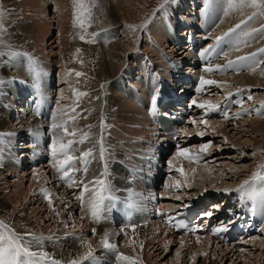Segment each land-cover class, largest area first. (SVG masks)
Listing matches in <instances>:
<instances>
[{"label": "bare ground", "instance_id": "bare-ground-1", "mask_svg": "<svg viewBox=\"0 0 264 264\" xmlns=\"http://www.w3.org/2000/svg\"><path fill=\"white\" fill-rule=\"evenodd\" d=\"M50 1H52V0H50ZM54 1L56 4L57 3L63 4L62 0H54ZM66 1H67V3L68 2L71 3V1H68V0H66ZM72 1L74 3V0H72ZM192 1H193V3H199L198 6H195V9H194L195 14H193L192 10L190 11V9H191V7H190L191 1L190 0L180 1L179 4H174V5H172V7L170 4H166V5H168L167 8H166V5H164V7L159 10L158 14L163 13L162 14L163 16H161L162 18L159 20V26L160 27L157 28L156 24H154V26H151L152 32H150L148 34V36L146 37L147 40H145V41H147V45H146L147 48H148V46H153L154 43H156L160 47L158 49H154V53L157 55L159 52V49L163 50L161 48L163 46H166V48L168 50V53L166 56H168L170 58L172 57L171 58L172 60L176 59L178 61V59L180 58L179 55H182L186 51H184L182 53L176 52L177 53L176 54L173 50V49H175V44L173 46H170V44H169L170 39L176 38L175 41H176V44H178V43H180V41L182 42L183 40H185V38L187 36H190V37H197V36H201V35H203L204 37L216 36L222 30L228 31V30L234 28L237 24H240L242 21H247V23L242 25L241 30H237L238 33H240V35H242L243 33H246V32H253L254 29H260L261 27L264 26L262 24V16H260V17L257 16L256 18H254L251 21L248 20V17L250 15H252L250 12H252L251 10H253V8L248 7V6L241 8L240 7V0H229L230 9L228 10V12L225 11V14L222 13L225 0H224L223 4H221V0H212L211 10L208 13L207 18L205 20H201V21L197 20L195 18V16H200L197 13L200 12L201 6L204 7L206 0H192ZM25 2L27 3L28 6H31V8H33V7H34V9L39 8V9H41L42 12H44V10H45V8L43 9V7L44 6L46 7V5L43 4L44 0L43 1L42 0H25ZM144 2H146V1L145 0H84L85 9H87V11L90 13V18L88 17V19L85 20V27L84 28L77 27V26H75V24H73L74 31L80 33L79 38H76L74 40L72 39L73 40L72 42H70L71 40L69 39L71 47L70 48L61 47L60 48L61 50L59 52L60 59H61L59 63H62V65L64 66V69H71L72 73H74V71H75L76 73L79 72L82 74L81 76L77 77L76 73H74L75 76H74V79H72L74 81L75 80L77 81V83L79 85V87L77 85V88L80 92L79 94H83V96L80 97L82 100H79V97L76 100L75 96L71 97L68 100V102L70 103V106H71L70 108L69 107L66 108V109H69V111L67 110L68 116L69 117L75 116V118H76L74 122H70L68 124V126L70 127L69 131L76 129L77 130L76 136H78L82 133H85V132H89L93 136V138L97 139L98 144H100L101 137H103V145L105 147V154L107 155V157L104 156V159H106L108 161V163L112 165V169H107V172L111 173L110 178H114L115 183L118 186L126 185V183L122 179V174L120 171V169H121L120 160L122 159V157H120V156H123L124 153H126V151H125L126 148L132 152H138L137 151L138 149H140V150L146 149L145 148L146 142L131 143L132 138H136L135 141L140 140L141 138H142V141H145L146 137L143 136L145 133L150 134V135L153 134L152 129L154 127H153V125H151V122L149 121V119L147 118L146 113H145V111L147 109V106L145 104L148 100L147 98L149 97V93H147L145 88H143V86H141V95L139 97H135V96L131 97L129 94L123 92L122 89H120V94H121L120 97L122 99L115 96L110 90V85H111L110 80L113 77H115L117 75V73H120L124 70L123 64L129 59L130 50H127L125 48H120L122 46H121V43L119 42V40H118L119 43H117L116 40H112L110 42L105 43V42L99 40L96 36L94 43H87L85 41L92 39L93 34H95L94 28L98 27L99 25H101L100 27L108 28L106 26V20H104V19L102 20V18H101L103 15L107 16V18L111 21L112 26L117 27V28L120 25L119 24V18L123 19L125 22H127V24L129 23L131 25L132 24L135 25L137 22L139 23L140 20L142 19V17L144 16V12H145L144 8H143ZM41 3H42V5L40 6ZM56 4H55V7H56ZM63 6H65V5L63 4ZM63 6H59V8L63 7ZM63 8H66V7H63ZM25 9H26V7H25ZM91 9H95V10L91 11ZM38 13H40V12H38ZM21 14H23V13H21ZM58 14H60V13H58ZM64 14H66V13H64ZM39 15H42V14L40 13ZM62 15H60V16H62ZM94 16L98 17L99 19L95 20L96 22H91V20H94L93 19ZM44 18H45V16H44ZM178 18H180V19H178ZM213 18H215L214 21H212ZM173 19H176L179 22L177 24L170 22V20H173ZM181 19H184L186 21V23H188V27H187L186 31H185V29H182L181 31H179L180 34L177 35L178 31H176V30L178 29V24H180V25L182 24ZM39 20H41V19L39 18ZM60 20H63V19L61 18ZM218 20H221L219 23V26L215 30L212 31L213 33L211 35H208L207 32L210 30L208 28V25L211 22L213 24H215ZM65 21H64V24H65ZM199 21H200V23H199ZM47 23H48V21H47ZM59 24L60 23H58V25ZM64 24H63V26H64ZM21 26L24 29L23 33L25 36V43H26L27 39L30 35L31 29H29L28 24H24ZM170 26L172 27V29ZM197 26H201L203 29L202 31H204V33L201 34L202 31H200V32L198 31V33H200L201 35L198 33H197L198 34L197 35L195 32ZM16 27H17L16 24H10L9 29H11L13 32H16L15 33L16 34L15 35V41L20 46H22V48L20 49V50H22L25 46L24 38L19 37L22 35L19 34V31ZM134 28H135V26H133V29H132V26H129L128 28H126V29L124 28V29L126 30L127 35L131 37V35H133V30H134V32L136 31ZM68 29L70 30V27ZM115 29L116 28H113L114 33L116 32ZM100 30H102V29H100ZM121 30H123V29H121ZM78 33H76V34H78ZM82 35L85 38L84 41H82L80 38ZM70 38H72V37H70ZM148 38L150 40H148ZM181 38H183V39H181ZM43 39H44L43 37H40V43H42ZM229 39L230 40L228 41V43L230 45V48H236L235 45L240 44L239 50L237 52H235V55H239L240 57H242L243 54H250L251 55L252 53H257L255 51L264 48V32H261V31L254 32L250 37H244L242 35L241 37H239V39H232V38H229ZM134 40L135 41L138 40L137 36L136 37L133 36V41ZM244 40H247V43H243ZM225 43H227V42H225ZM41 46H43V47H41L42 49H45L44 43H42ZM228 48H227V51H228ZM164 49H165V47H164ZM233 51H234V49H233ZM147 52L148 51L146 50L145 51L146 55H147ZM196 53H197V51H196ZM210 54L211 53H209L206 57L207 60L210 62V64L207 65L206 67L211 66V64L214 65V63H212L214 61L212 59V57L214 58L215 54L214 55H210ZM164 56L165 55H163V58H164ZM192 59L195 62L194 59H198V57L195 55L192 57ZM156 60L160 61L158 59H156ZM263 60H264V54H262V56H258V57L256 56L255 58H253L249 61H245L241 65H237L239 69L241 66H243L246 69L245 70L246 72L242 75L235 74L236 79L238 80L237 81L238 84L237 83L236 84L238 86H240V83H244L250 89H254L255 87L257 89H259L261 87L259 85H261V84L264 85V66L263 65L259 66L260 61H262V63H264ZM18 64L19 63H17V62H11L8 65L9 68H7L6 66H2V67L0 66L2 68L0 71V74L4 76V77L0 76V80L4 81L7 78H11V77H7L8 69H12L14 71L15 77L27 76L28 72L24 69L23 63L20 64L21 70H19ZM42 65H43V62H42ZM47 65L50 66V63H48ZM136 65H138V64H136ZM190 65L191 64L188 63V65L186 66L187 69L185 68L186 70L184 71L185 75L188 74L189 76H192L191 74L194 73L195 71H197V70H194L193 67H191ZM63 66L62 67L59 66V67L62 68V70H64ZM159 66H160V64H159ZM135 67H137V66H135ZM173 68H171V69H173ZM203 68H204V66H203ZM167 69H168V67H167ZM232 69H237V67L235 66ZM65 71H67V70H65ZM177 72L178 71L175 70L174 73L177 74ZM207 72L208 71H205L204 74L202 75L203 79L206 78L205 75ZM66 73L67 72H64L63 75L64 74L66 75ZM69 73H71V72H69ZM5 76H6V78H5ZM215 76L216 75H214L213 78ZM142 81L143 80H140L138 82L136 81L135 83H138V85H141ZM73 83L75 85V82H73ZM6 84H7V82H5V81L3 84H0V98H2V99L5 95L4 93H5L6 89H4V87ZM68 84L70 86V83H68ZM192 87H193V84H192ZM185 88H187L189 90L190 85L185 86ZM214 88H215L214 90L213 89H211V90L210 89H204L203 92H201V90L199 89L197 91V93H195V97H193V98H196V94H200V96H202L203 94L207 95L206 91H214V92H209L210 96L213 97V93H215V91H217L218 89H219L218 92L221 91L220 87H218L216 85L214 86ZM236 88H238V87H236ZM248 88L245 90H248ZM10 89H11L10 94L13 95L12 101L16 103L17 100L21 98V90L18 89L17 87H12V85H11ZM72 90L73 89H71V91ZM73 91H72V93H73ZM127 91L128 90H126V92ZM45 92L47 94L50 93V92H48V88H45ZM87 94L92 95V96H87ZM94 94L98 95V101H96ZM84 95H86V96H84ZM66 97L69 98V95L66 96V95H63L61 92H59L58 99H57L58 103L55 105V108H54L55 115H59L61 110H64V106L60 109V108H57V105H60L63 102L64 103L67 102L66 101L67 99L63 100V98H66ZM125 97L130 99V101L132 102L131 105L125 102V100H124ZM198 98H200V97H198ZM198 98H196V99L198 100ZM74 101L77 103L75 104ZM200 103H204V102H200ZM95 104H97V105H95ZM62 105H64V104H62ZM262 106H264V101L262 102ZM17 107H18L17 108V110H18L20 108V106H17ZM138 108L140 110H138ZM9 109L10 108H6L7 111ZM247 109H249V107L244 108V109L240 108L238 111H245ZM17 110H16L15 116L18 117L20 121H16L15 127H14V126H11L8 124V122H7L8 116L5 113V111H2V109L0 107V133L11 134L10 139L12 142H14V140L20 134H21L20 138H21V136L25 135L23 133H25L26 130L30 129V127H33L34 129L36 128L37 130H40L42 127V124H40L39 120L33 119L31 116L30 117L27 116V117L22 118L19 115V113L17 112ZM238 111H235V112H238ZM141 112L143 113V115L139 117ZM235 112H233V111L230 112L232 114L230 117H232L235 114ZM263 113H264V111H263ZM11 114H12V112H11ZM137 117L139 118L138 122L136 121ZM108 118L112 119L111 122L114 124V128L112 129V135L113 136L112 135L107 136L106 131L101 129V127L104 126V123L108 120ZM259 119L260 120H257V121H254V120L248 121L247 120V122H245L246 120L244 121L242 119V122H240V123H238L237 120L236 121L233 120V123L229 124L228 126H232L233 131L238 130L239 133H249L250 132L249 134H251V135L254 134V138H255V136L259 135L260 133H262L264 131V122H263L264 116H262V119H261V117ZM225 120H227V119H225ZM243 122H245V124H243ZM193 124H195L197 126V122H195ZM189 125H191V123H188L186 126H184L183 130L184 131L187 130L186 129L187 126H188V130H189ZM232 129H231V131H232ZM117 130H119L120 132ZM212 130H213V128H212ZM223 130L225 131L226 128ZM223 130H221V131L218 130L219 132L217 134L221 135L225 142H229L231 146L236 145L239 148L244 147V145L240 144V143H236V142L231 143V137H229L228 132L226 135L221 134V132ZM186 134H187L186 136H188V139L186 140V142L188 144L189 142L193 141V140H191L192 134L191 133H186ZM117 135L119 138H117ZM194 136H196V135H194ZM20 138L18 140V143H20L19 142ZM69 138H74V137H69ZM194 138H196V137H194ZM182 140L185 141V139H182ZM121 141H123V142H121ZM22 142L25 143L24 144L25 149L22 147L21 144H18V147L21 150L28 149L26 151L30 152V149L33 148V144L30 141H27L26 135H25V140L21 139V143ZM92 144H93V141L90 140L89 143H87V146L90 147V146H92ZM254 144H255V141H254ZM175 148H176V146L174 147V149ZM38 149L40 151H43V147H38ZM22 153L23 152H21V154H19L18 156H22ZM240 153L242 154V152H240ZM240 153L238 155H236L237 154L236 152H234V151L230 152L229 153L230 155L228 154L229 158L225 157L224 159L225 160H231L234 158H238L239 155L241 156ZM176 155L177 154L175 153L174 157H177ZM98 156H99V154H98ZM29 157L32 158L31 156H29ZM201 158L202 157H199L198 160H201ZM117 159H118V161H117ZM19 162L20 163H16L12 157H7L6 154H3L2 157L0 158V175L3 173H7L6 177L11 178V176L17 175V173L23 171L21 174H18L16 176L17 179L11 180L10 183H11V187L13 188V190L9 194L5 195V198L7 200H9L10 204H12L13 210L10 211V213L3 216V214L5 212V208H0V220L7 223L9 226H11L18 233L23 234L25 232H33V233H36L38 235L42 234L45 237L53 236L54 239L45 241V250H47L51 254H54V256L56 258H61V257L64 259L75 258V256L77 254H82V253L86 252L88 250L87 247L82 246V243H81V241L84 240L88 244L91 245V247L94 251V260L102 258L103 264H111V262H106V259H111L112 255H108L106 253L101 254L103 249H102L100 241H101L102 237L104 236V234L107 233L108 237H109V242H115L116 243V241L118 240V238L120 236V231L118 229L105 230L103 227L93 226L92 224L87 223V217L83 216V213L81 215H79L78 212H76V211H78V205L75 204L76 200L74 199V197H70L69 192L61 189V187L52 178H51L52 180L51 181L48 180L49 183H47V179H46L47 176L46 175L50 174L52 169L48 168V166H46V165L41 167V168L34 169L32 171V173H29L31 175V178L29 180L30 185H28L29 188L27 190H24V191L27 193V192H30V188H37L38 192L41 193V198L39 197L40 199H37L34 201L32 200L31 203L36 204V205L33 207L26 208V206L24 205L26 195H25V192L21 190V183L23 182V180H25L24 179V177L26 175L25 167H27L31 161L22 162L19 160ZM170 162H171V160H169V163ZM181 162H183V164L186 163L183 160H181ZM169 163H168V165H169ZM183 164H181L180 169H183L185 171ZM45 169H46V171H45ZM178 170H175V172H179ZM201 175L203 178H205L204 181H206L209 177L206 173H203V172ZM91 176L92 175H90L89 177H91ZM5 181H6V179L2 178L0 176V185H7L5 183ZM260 186H261V188L259 190H257V189L255 190L256 193L258 194L257 199L255 198L254 192L249 194V195L254 197L260 206H264V182ZM44 190L48 191V193L52 199L51 205H49L47 198L42 195V194H44L43 193ZM208 190L210 191L212 189L208 188ZM217 192L214 190L211 194H214V193L218 194L220 191L218 193ZM225 193L228 194V191H225ZM224 196H222V200H225ZM36 197H38V195H36ZM216 197H218V196L215 195V199H216ZM165 200L170 201V198H167V197L163 196V194H162V196L160 198V204L164 206L162 201H165ZM196 200L197 199H194V200L186 202V203L190 204ZM73 201H74V203H73ZM61 203H63V204H61ZM60 204H61V206L64 205L65 209L69 210L71 213V216H73L76 219V220L71 219V221H70L71 223L73 222V225L71 226L72 230L68 229L66 221L64 220L67 214H65V213L63 214L62 212H60V209H61ZM163 206H161L162 209H164ZM182 206H180L181 207L180 210L185 209L187 207V206L186 207H182ZM82 207L84 208V210L86 212L90 211L89 198L85 199V202H84ZM203 207H205V204L203 205ZM203 207L201 209H203ZM219 207H217V206L215 207V205H214L213 209L221 210V208H219ZM170 209L171 208H167L166 210H170ZM201 209L198 210V212H199L198 217H204V216H202V214L205 212V210H204V212H201L200 211ZM171 210H173V209H171ZM177 211H179V210H177ZM24 212H26L25 216L23 214ZM41 215H43L44 217L42 218ZM205 220L208 221L207 218H205ZM70 222H68V224ZM153 222H155V223H150L146 227L142 226V227L136 229L135 231L125 230L127 232L126 235L129 237L131 247L129 249L127 247H123L124 255L129 256L130 258H132L134 260H138L139 264H141L140 259L143 261V264L145 262H147L146 260H148V259H146V257H144V254H142V257L140 258L138 256V253H140V252L145 253V252H147V249L150 247H151L150 249L155 248V245L153 246V244H152L153 241L156 242L155 243L156 248L158 247L159 244H161V248L163 247L164 250L165 249L167 250V248H168L166 246L169 245L167 242H168V238H170L172 236L171 233L167 231L166 234H164L163 236L157 237V234L155 235L154 232H155L156 227H157L156 225H159L158 224L159 221H157V218H155V219H153ZM45 223H47V225H45ZM263 223H264V221H263ZM160 225H162V223ZM159 228L162 229L161 227H158V229ZM91 229L95 230V235L91 234V232H90ZM75 238H77L78 241H76ZM188 240L197 241V245L201 244V242H204V241H206V243H208V242L213 243L212 239L210 237L200 235V233L194 234L193 237H180V242L183 241L185 246H186L185 242H188ZM259 242H260L259 240L258 241L257 240L252 241V243H259ZM228 247L229 246H226V249ZM161 248H159L157 250H160ZM188 249H189V251H188ZM192 249H193L192 246L190 247L187 245V248L183 249V251L180 253L182 258L184 257L185 254H191ZM157 250H155V251L157 252ZM197 254H198L197 252H194L193 256L195 255V258H196ZM263 254H264V252H260L261 256H263ZM224 255H225V253L222 254L221 252H218L215 250V252H213L211 257L214 259V261H216V260L222 261L224 259V257H226ZM232 255H233V253L231 254L230 258L232 257ZM222 256H224V257H222ZM144 260H145V262H144ZM84 264H92V261H85Z\"/></svg>", "mask_w": 264, "mask_h": 264}, {"label": "rangeland", "instance_id": "rangeland-1", "mask_svg": "<svg viewBox=\"0 0 264 264\" xmlns=\"http://www.w3.org/2000/svg\"><path fill=\"white\" fill-rule=\"evenodd\" d=\"M53 1L54 0H52V1L44 0L43 4L46 5V7L45 6L43 7V9L45 8V10H44V12H42L41 9H39V8L34 9V7L31 8V6H28L27 3L25 2V0H0V10H3V12H4V17H3L2 22L5 26V28L7 29L6 33L3 34V40H4L6 45L10 46V48L0 46V49H2L4 51H9V50H12V51H18L19 50L20 52L25 51L24 53H27L28 56L33 57L34 59H36L38 61V63L40 64L38 67L41 68L43 71L47 72V75H49L51 73L54 74V72H55V75H57V78H58V84H57V88H58L57 90L58 91L56 92L57 96H56V94H55V96L58 99L59 92H61L63 95H66V96L69 95V98H67V97L63 98V100L67 99L66 100L67 102H65V103L63 102L60 105H57V108L61 109L64 106V110L69 111V109H66L68 107L69 108L71 107L68 100L74 96H75L76 100L78 99V97H79V100H82L80 97L83 95H78L80 93L78 88H77L78 83L76 80L75 81L72 80V79H74V76H75L74 73H76V72L73 70L74 73H72L71 69H64V66L62 65V63H59L61 60L59 52L61 50L60 49L61 47L70 48L71 47L70 42H72L76 38H79L80 33L74 31L73 24H74L75 17L73 15L75 12L74 11L75 7H74L73 1L68 0V1H71V3L70 2L67 3L66 0H62L63 4L65 6H63V4H58V3L56 4L55 1L54 2ZM145 1L146 2L143 3L144 4L143 8L145 11L144 16L142 17V19L140 20L139 23L137 22L135 25H133V24L131 25L129 23L127 24V22H125L123 19L119 18V24L120 25L117 28V27H113L111 24V21L107 18V16L103 15L101 18H102V20L103 19L106 20V26L108 28L100 27L101 25L94 28L95 33L100 34L97 36V38L99 40H101L105 43L110 42L112 40H116L117 43H119V42L121 43L122 47H120V48H125L127 50H130L129 59L123 64L124 69H125L126 65H129V66H131V68L134 69V67L137 66L136 64H138V62H135V60L137 59L136 56L137 55L139 56L143 52L145 53L146 50L148 51L147 52L148 56H150V54H152L156 59L159 60V58H160L161 61L164 60L163 55H165V54L167 55V53H168L166 46H163L161 48L163 50L159 49V52L157 55L154 53V49H158L160 47L156 43H154L153 46H148V48L146 46L147 41H145V40H147V38H146L147 34L152 32L151 26H154V24H156L157 28L160 27L159 26V20L162 18L161 16H163L162 15L163 13L158 14L159 8L157 9V7H159V5L163 2V0H145ZM180 1H185V0H175V3H169V4L172 7V5H174V4H179ZM223 2H224V0H221V4H223ZM55 4H56V7H55ZM41 5H42V3L40 4V6ZM24 6L26 7L27 10L25 9ZM59 6H63L66 8H63V7L59 8ZM167 7H168V5H166V8ZM229 9H230V2H229V0H225L222 13L225 14V11L228 12ZM94 10L95 9H91V11H94ZM85 11L89 15H87V17L84 16L83 18H84V20H87L88 17L90 18V13L87 11V9H85ZM251 11L252 12H250V13L252 14L255 11V9H253ZM38 12H40L42 15H39L40 13H38ZM57 12L60 14H58ZM21 13H23V14H21ZM64 13H66V14H64ZM60 15H62V16H60ZM44 16H45V18H44ZM39 18L41 20L43 19L42 21L43 22L45 21V22L43 23L41 20H39ZM61 18L63 20H60ZM93 19L94 20H91V22H96L95 20H97L99 18L94 16ZM47 21H48V23H47ZM64 21H65V24H64ZM170 22L177 24L179 21L176 19H173V20H170ZM58 23H60V24L58 25ZM62 23L64 24V26ZM10 24H16V26H17L16 28L18 29L19 34L22 35L19 37L24 38V43H25V36L23 33L24 29L21 25L28 24L29 29H31L30 35H29L27 42L25 43V46L22 50H20L22 48V46H20L15 41V35H16L15 33L16 32H13L11 29H9ZM262 24L264 25V16H262ZM128 25L132 26V29H133V26H135L134 29L136 31L134 32V30H133V35H131V37L127 35L126 30H125L126 28L129 27ZM179 26H180V24H178V27ZM69 27H70V30L68 29ZM113 28H116L115 33L113 31ZM100 29H102V30H100ZM121 29H123V30H121ZM179 31H181V30H179ZM76 33H78V34H76ZM198 34H200V33H198ZM237 34H240V33H238V31H237V33L233 34L234 37L237 36ZM133 36L134 37L137 36L138 40L133 41ZM241 36L242 35H239V37H241ZM40 37L44 38L42 43H44L45 49L41 48L43 46H41L42 43H40ZM70 37H72V38H70ZM118 40H119V42H118ZM148 40H150V39H148ZM229 40L230 39H226L224 41L223 45L220 48H217L218 52H220L222 50L225 51L222 53V57H225L224 58L225 60H227L226 58L228 55H230V54L235 55V52L238 51L236 48H230V45L228 43ZM225 42H227V43H225ZM182 43L184 44L185 42L182 41ZM164 47H165V49H164ZM227 48H228V51H227ZM140 49H141V51H140ZM233 49H234V51H233ZM173 50L176 53V51H175L176 49H173ZM225 53H227V56L225 55ZM134 54L135 55L137 54V55L135 56ZM215 55H216V53H215ZM258 56H262V54H259ZM23 58L27 59V57H19V58H17V60L15 59L11 62L19 63L18 68H19V70H21L20 64L23 63V66H24V59ZM7 59H8V57H0V66L1 67L6 66L7 68H9L8 65H5L3 63V61H5ZM213 60H215V59L213 58ZM42 62H43L44 66L42 65ZM260 62L261 63L259 66H262V65L264 66V63H262V61H260ZM48 63H50V66L47 65ZM132 63H134L135 65H133ZM172 63L174 65V67L178 65V61L176 59H173ZM58 65L60 67L63 66L64 70H62V68H60ZM187 65H188V63L185 64V66H187ZM1 67H0V71L2 69ZM210 67L214 68V65L211 64ZM233 67H235V66H233ZM135 68H137V67H135ZM185 68L186 67H183L182 69L185 71L187 69V68L186 69ZM57 69H58V71H57ZM240 69H245V68L243 67ZM65 70H67V71H65ZM170 70L172 72H174L173 69H170ZM231 70H235V69H231ZM64 72H67L66 75L64 74L65 76L63 75ZM69 72H71V73H69ZM245 72L246 71H243V70L242 71H236L235 70L234 72L227 73L226 77H224V78H220V74H218V75L215 74L216 79L211 78L212 80H215V81L217 80L218 84H222L224 81L227 84L222 85L221 87L218 86V87H220L221 91L218 92L219 89L217 91H215V93H213V97H211L210 94L204 95L203 99L206 102L212 103L213 101L216 100L217 96L219 97V100L222 98L227 99L228 98L227 92H229L231 89H235L236 87H238V88H241V90H242V88L244 90L241 91L239 94H235L233 96L232 102L234 103V108H230L229 111L235 112V111H238L240 108L244 109V108H248V107H249V109H247L245 111H238L240 113H245V114L242 115L240 118H235L236 115L234 114L232 117H230L229 122L224 121L225 118L222 115L220 117L214 116V117L206 118L207 119V125L203 124L202 120L201 121L199 120L197 122V126L193 123H191V125H189V130H185V132L192 134L191 140H193V141L189 142L188 144H187V142H185V145H190L187 149H189L191 154L199 152V154L202 155V158H201V160H197V162H186L185 164H183V162H181L179 158L174 157V155H175L174 152H172V151L170 152L167 164L169 163V160H171V162L169 163L168 167H170V169L172 168V170L175 171V170L180 169L181 164H183L185 171L183 170L184 175H181L180 173H176L173 171L174 173H172V179L171 178L169 179V183H170L169 186H171L170 187L171 189L168 188L167 190H165V192L162 193L163 196L170 198V201L169 200L168 201L167 200L162 201L164 204V206H163L164 210H166L167 208L173 209L174 208L173 206H176L174 209L177 208V210H180V208H181L180 206L183 205L182 207H186L187 205H189V203H186V202L192 201V200L197 199V198H201V196L202 197L207 196L208 198L209 197L213 198V201H211V203H210L211 205L208 206V207H210L209 208L210 210L213 209L214 205H215V207L220 206L219 208H221V210L216 209V211H215V216H216V215L222 213L224 211V205H225V207L227 205V204H224V200H222V196H224V195L225 196H230V195L235 196L236 190L238 188H240V186L242 184H244V182L246 180L251 181L252 180V174L255 172H258V171H256V168L264 164V131L262 133H260L259 135L255 136V138H254V134L251 135V134H249L250 132L249 133H239L238 130L233 131L232 126H228L229 124L233 123V120H235V121L237 120L238 123L242 122V119L244 121L246 120L245 122H247V120L248 121H253V120L257 121V120H260L259 119L260 117L262 119V116H264V113H263L264 106H262V102L264 101V85H262V84L259 85V86H261L259 89H257L256 87L254 89H250L244 83H240V86L237 85L238 80L236 79L235 74L242 75ZM120 73H117V75ZM135 73L136 72H133L132 75ZM13 75H14V71L12 69H8L7 77H15ZM128 75L130 76V73ZM212 75L214 76L213 71H212ZM0 76L4 77L1 74H0ZM115 77H113L110 80V82H111L110 90L115 96H117L119 98H121L120 97V95H121L120 89H122L123 92L129 94L131 97H133V96L139 97L141 95V86H143V88H145L144 82L142 81L141 85H138V83H135L136 90L135 89H134V91L130 90V89L124 87L119 82L115 81ZM5 78H6V76H5ZM128 80H130L129 77H128ZM72 81L75 82V85ZM138 81H140V80H138ZM68 83H70L71 87L69 86ZM54 86H55V83H54ZM10 87H11V85L7 88L6 94L4 93L5 95H4L3 99L1 98L0 107H1L2 111H5V113L8 116V119H7L8 124L15 127V122L20 121V120L18 117L15 116L16 110L18 107L16 106L17 103L12 101L13 95L10 94L11 93ZM12 87H16V86L12 85ZM78 87H79V85H78ZM247 88L250 91L245 90ZM71 89L74 90V91L72 90L73 93H72ZM126 90H128V91L126 92ZM50 91L51 90L48 88V92H50ZM76 93H77V95H76ZM240 95H243V96L240 98L239 97ZM249 95H251L250 100L248 99ZM53 96H54V94H53ZM84 96H86V95H84ZM87 96H92V95L87 94ZM94 97L96 98V101H98V95L94 94ZM192 97H195V95H192ZM199 97H201V96H199ZM124 100L126 103L131 105L132 102L130 101V99L125 97ZM241 101H242V106L240 103ZM199 102H203V100L199 101ZM57 103H58V100L54 104V108H55V105ZM76 103L77 102H75V104ZM62 104H64V105H62ZM204 104H206V103L204 102ZM95 105H97V104H95ZM6 108H10V109L7 111ZM138 110H140V109L138 108ZM229 111H228V113H229L228 115L231 116L232 114ZM11 112H12V114H11ZM247 112H251V115L247 114ZM142 115H143V113L141 112L139 117ZM136 121L137 122L139 121L138 117H137ZM245 122H243V124H245ZM68 128H70V127L68 126ZM104 128H105L104 126L101 127V129H103V130H104ZM212 128H213V130H212ZM222 128L223 129L226 128V130L224 131ZM231 129H232V131H231ZM218 130L219 131L223 130L221 132V134H223V135H226L228 132L229 137H231V143L236 142V143L243 144L245 148L244 147L239 148L236 145L231 146L229 142H225L223 140V137L221 135L217 134L219 132ZM117 131H119V130H117ZM198 133H203V136H199ZM111 134H112V130H111ZM193 134L196 136H194ZM194 137H196L197 139ZM19 138L20 137L18 136L14 140L13 143L17 144V145L21 144L22 147L24 148L25 143L24 142L21 143V139L25 140V135L21 136L20 141H19L20 143H17ZM117 138H119L118 135H117ZM254 141H255V144H254ZM121 142H123V141H121ZM203 143H210L211 146L208 148L206 153L201 154L200 153V146ZM233 151L237 153L236 155H238L240 152H242L243 155L240 153L241 156L239 155L238 158H234L231 160H225L224 158L225 157L229 158L228 157L230 155L229 153L233 152ZM43 166H45V165L43 163H41L38 166H34V167L27 166V167H25L26 175L24 177L25 180H23V182L21 183V190L22 191L27 190L29 188L28 185H30L29 180L31 178V175L29 173H32V171L34 169H38V168H41ZM45 171H46V169H45ZM22 172L17 173V175L21 174ZM202 172L206 173L209 176L208 179L206 180L207 182L204 181L205 178L202 177V175H201ZM259 173L264 175V168L262 169V171H259ZM17 175H13V176H11V178L6 177L7 173H3L0 175L2 178L6 179L5 183L7 184V185H0V208H5V212H4L3 216H5L6 214L10 213V211L13 210L12 204H10L9 200H7L5 198V195L12 192L13 188L11 187L10 182L13 179H17V177H16ZM46 176H47V178H46L47 183H49V181H51L52 179L49 176V174ZM263 182H264V178L257 180L254 184H252L251 187L254 190H256V189L259 190L261 188L260 185ZM172 186H174V188ZM208 188L212 189V190L209 191ZM214 190L216 192L220 191L219 193L217 192L218 194L214 193L215 195H217L219 197L218 200L215 199L214 194H211ZM225 191H228L229 195L227 193H225ZM254 193H255V197H257L258 194L256 193V191H254ZM249 194H251V193L245 192V194H243V195L240 192L236 193L235 200L237 201L238 206H242V203L249 197ZM25 195H26V199L24 201V205L26 206V208L35 206L36 204L31 203L32 200L34 201V200L41 198V193L38 192L37 188H30V192H27V193L25 192ZM36 195H38V197H36ZM225 196H224V198H225ZM73 203H74V201H73ZM61 204H63V203H61ZM61 204H60V208H61L60 212H62L63 214L64 213L67 214L64 220L66 221L68 229H71L73 222L71 223L70 221H71V219H73V220H76V219L73 216H71L70 211L66 210L65 206L64 205L61 206ZM75 204L77 205L76 202H75ZM205 206H206V204H205ZM200 211L204 212V207ZM206 211L207 210H205V212ZM233 211H235L236 215H239L238 209H233ZM76 212H78V211H76ZM23 214L25 216L26 212H24ZM41 216H42V218L44 217L43 215H41ZM68 222H70V223L68 224ZM224 222L225 221L222 220L218 224L222 225ZM45 225H47V223H45ZM157 227H158V225H157ZM261 228H264V223L260 227L259 231L261 230ZM166 232L167 231L164 229H160V228L158 229L157 228L154 233H155V235L157 234V237H158V236H163L164 234H166ZM171 235L172 236L170 238H168L167 243L169 245L166 246V247H168L167 250L166 249L164 250L163 247L161 248V244H159L160 246L158 245V247L156 248V244H155L156 242L153 241L152 244H153V246L155 245V248L150 249L151 248L150 247L147 249V252L138 253V256L140 258L142 257V254H144V257H146V259H148V260H146L147 262H145V260H144V262H145L144 264H264V254H263V256L260 255V252H264V231H261V233L259 235L258 234H252V236L248 237V239H246L245 241H240L242 239H239V241L235 240V241L229 242L227 244H221V243H218L217 241H212L213 243H209V242L206 243V241H204L205 243L201 242V244L197 245V241L188 240V242H185L186 246L184 245L183 241L180 242V236H177V235L172 234V233H171ZM242 237H243V235H242ZM125 238H127V237H120L116 241V243L118 244L117 245L118 249H120L122 251H123V247H127L128 249L131 247L129 237H128V239H125ZM75 240L78 241L77 238H75ZM256 240L257 241L259 240L260 242L259 243H252V241H256ZM187 245L190 247L192 246V248H193L191 250L192 253L191 254H185L184 257L182 258L180 253L183 251V249L187 248ZM226 246H229V247L226 249ZM159 248H161V249L157 250ZM155 250H157V252ZM215 250L218 252H221L222 254L225 253L224 256H226V257L222 256V257H224V259L222 261H218V260L214 261V259L211 256H212L213 252H215ZM188 251H189V249H188ZM194 252L198 253L196 258H195V255L193 256ZM232 253H233V255L230 258ZM140 261H141L140 263L143 264V261L141 259H140Z\"/></svg>", "mask_w": 264, "mask_h": 264}, {"label": "snow or ice", "instance_id": "snow-or-ice-1", "mask_svg": "<svg viewBox=\"0 0 264 264\" xmlns=\"http://www.w3.org/2000/svg\"><path fill=\"white\" fill-rule=\"evenodd\" d=\"M175 0H163V3L161 4V8L164 7V5L169 3H174ZM74 6H75V12H74V24L77 27L84 28L85 27V20L84 16H87V12L85 11V3L84 0H74ZM245 6L251 7L255 9V11L248 17V20L251 21L257 16H264V0H240V7L243 8ZM3 17L4 12L3 10H0V46L8 47L9 45H6L3 40V34L6 33L7 29L5 28L3 24ZM247 21H242L240 24H237L235 28L230 29L228 32L224 33L223 36H218L216 38L215 44L218 47L223 41L226 39L232 38V39H239V35L234 37V33H237V30H240L242 28L243 24H246ZM261 31L264 32V27H261L260 29H254L253 32H246L242 35L244 37H250L254 32ZM100 35L99 33H95L92 36V39L87 40L85 42L87 43H94L96 36ZM81 40L84 41V36L82 35ZM243 43H247V40H244ZM236 49L239 50L240 44L235 45ZM79 51V50H78ZM212 48H207L203 52L200 53L202 57H207V55L212 52ZM259 54H264V48L260 49L258 53H252L250 56H242L238 57L236 61H228V64L224 67H217L216 69H213L212 67H206L205 71L212 72V71H220L223 73L227 69H232L234 65H241L245 61H249L253 58H255ZM226 55V53H225ZM0 57H8L7 60L3 61L5 65H9L11 61L19 58V57H27V60L29 61V70L30 74H34L36 77L33 82V87L35 88L36 94L38 97L42 96L41 92V80L39 79L40 76L43 75V70L40 69L37 71V62L33 57H30L27 55V53L20 52V51H4L0 49ZM238 70V69H237ZM77 77L81 76L82 74L77 72ZM4 81L0 80V84H3ZM201 86L205 85H217V81L215 80H205L203 78L199 81ZM243 91V90H238ZM250 91V90H248ZM83 95V94H78ZM232 93H229L230 98ZM248 99H251V95L248 96ZM156 97H153L152 103L155 104ZM40 100L37 99L36 105L37 108L39 107ZM242 106V101L240 102ZM192 106L199 107L201 109L205 110V114L210 113L212 111L218 110V105L213 104H197L196 101H192ZM74 111V110H73ZM228 109H226L223 112V116L225 119H229L228 115ZM245 113H237L235 118H240ZM247 114L251 115V112H247ZM75 116L69 117L67 111L61 110L59 115H54L52 117L53 123L51 124V130L53 133V138L51 140L50 144V150H51V156L53 158V167L56 169L57 173L60 174L62 179L71 180L72 183H76L75 179L73 178V174L75 172L74 164L76 162V157L72 154L73 145L76 143L83 144L86 142V140L89 139L88 133H83V138L80 140H75L73 138L69 137H75L77 135V130L73 129L72 131H69L68 124L70 122L75 121ZM193 123H195V120H193ZM202 123L207 125V119H203ZM6 135L11 134H3L0 133V143L3 142V137ZM199 136H203V133H198ZM67 138V139H66ZM210 143H203L200 146V153H206L208 148L210 147ZM93 155V151L91 149L84 151L79 157V159L83 160L85 162V169L84 172L86 174L87 172V162L88 158ZM178 155L185 157L190 162H197L199 159V154L197 156H193L190 154L189 149H183L178 152ZM99 156L101 159L105 156V147L103 145V137H101L100 147H99ZM261 168H264V165H261ZM181 175H184L183 169L178 170ZM72 173V174H70ZM106 174V173H105ZM264 177H261V174L259 172H255L252 174V180L251 181H245L244 184L240 186L239 189H237L238 192H240L242 195L245 194V192L253 193L255 190L251 187L252 184H254L257 180H260ZM80 184L83 186L82 191L84 193L91 192L89 204H90V212L91 216L94 220H97L100 218V215L102 211L104 210L105 202L107 201L109 203V206L113 202L116 201V197L113 196L110 192L109 186L107 184V181L105 179H95L89 184L95 185L98 187H92L89 188V184H84L83 181H80ZM71 186V185H69ZM45 197L48 200L49 205L52 204V199L50 195L45 192ZM81 200V203H84V196L81 195L78 197ZM125 207L129 210H135L138 208V204L136 202L135 194H130L129 200L125 203ZM131 211L128 212V215L131 216ZM162 215V214H161ZM208 215H211L209 213ZM171 223V218H170ZM174 227L179 228L181 225L176 224ZM210 231L213 234H219L222 232L228 231L225 227H215L211 228ZM261 231H264V228H261ZM93 235H95V230H93ZM54 239L53 236L45 237L42 234H36L33 232H25V233H18L15 231L11 226H9L4 221L0 220V264H84L85 261H92V264H97V262L94 260V251L90 244H88L86 241L82 240V246L87 247V251L82 254H77L75 258H56L54 254L49 253L47 250H45V241L46 240H52ZM101 246L105 249H116V245L111 244L109 242L108 234L105 233L102 237ZM115 262L116 264H139L138 260H134L130 258L129 256L123 255L119 252H117L115 256Z\"/></svg>", "mask_w": 264, "mask_h": 264}]
</instances>
